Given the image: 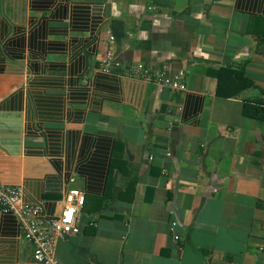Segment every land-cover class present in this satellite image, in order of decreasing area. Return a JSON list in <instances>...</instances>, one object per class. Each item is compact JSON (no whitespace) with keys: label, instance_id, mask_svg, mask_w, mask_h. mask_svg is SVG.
Returning a JSON list of instances; mask_svg holds the SVG:
<instances>
[{"label":"crops","instance_id":"0c3cea01","mask_svg":"<svg viewBox=\"0 0 264 264\" xmlns=\"http://www.w3.org/2000/svg\"><path fill=\"white\" fill-rule=\"evenodd\" d=\"M108 50L183 70L184 88L105 73ZM222 66L251 84L218 95ZM259 109L264 0H0V183L47 216L69 187L85 192L53 264H261ZM0 264H48L10 212Z\"/></svg>","mask_w":264,"mask_h":264},{"label":"built area","instance_id":"2783aa9c","mask_svg":"<svg viewBox=\"0 0 264 264\" xmlns=\"http://www.w3.org/2000/svg\"><path fill=\"white\" fill-rule=\"evenodd\" d=\"M101 69L105 73H123L130 76L154 81L168 86L172 90L184 88L183 70L175 75L168 73L166 64L153 66L142 61L125 62L108 50L102 60ZM70 182L74 180L71 177ZM85 202V192L76 186L69 187L63 197L60 211L51 216L44 214L41 204H28L22 200V188L19 185L0 183V213H12L20 223L24 238L33 245L35 261L53 264L55 245L59 239L81 230L78 212ZM176 221H171L173 231ZM261 264H264V245L259 247Z\"/></svg>","mask_w":264,"mask_h":264},{"label":"trees","instance_id":"16d2710c","mask_svg":"<svg viewBox=\"0 0 264 264\" xmlns=\"http://www.w3.org/2000/svg\"><path fill=\"white\" fill-rule=\"evenodd\" d=\"M214 73L218 80L216 92L220 96L229 97L238 95L241 90L251 84V81L245 76L243 68L234 69L229 66H222L216 69ZM228 79L231 81H235V83L237 84L235 89L232 91L224 90V83H226ZM258 116L264 118V109L258 110ZM115 160L111 162V170H113L115 167L121 166V163H118V161ZM132 190L133 187L131 184V186L123 192L122 196H128V198H130L132 195Z\"/></svg>","mask_w":264,"mask_h":264},{"label":"rangeland","instance_id":"374dc122","mask_svg":"<svg viewBox=\"0 0 264 264\" xmlns=\"http://www.w3.org/2000/svg\"><path fill=\"white\" fill-rule=\"evenodd\" d=\"M9 81H4V83L2 84V86H1V90L3 89V90H5V89H8L9 88Z\"/></svg>","mask_w":264,"mask_h":264}]
</instances>
